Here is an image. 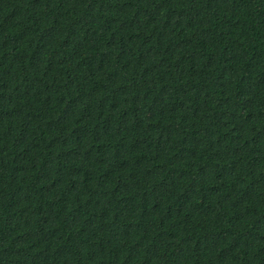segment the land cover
<instances>
[{"label": "trees", "instance_id": "obj_1", "mask_svg": "<svg viewBox=\"0 0 264 264\" xmlns=\"http://www.w3.org/2000/svg\"><path fill=\"white\" fill-rule=\"evenodd\" d=\"M0 264H264V0H0Z\"/></svg>", "mask_w": 264, "mask_h": 264}]
</instances>
